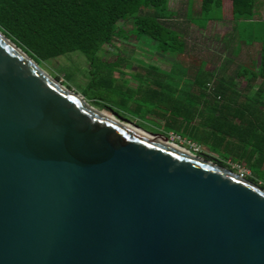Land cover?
I'll list each match as a JSON object with an SVG mask.
<instances>
[{"label":"water","instance_id":"obj_1","mask_svg":"<svg viewBox=\"0 0 264 264\" xmlns=\"http://www.w3.org/2000/svg\"><path fill=\"white\" fill-rule=\"evenodd\" d=\"M169 140L0 33V264H264V189Z\"/></svg>","mask_w":264,"mask_h":264},{"label":"trees","instance_id":"obj_2","mask_svg":"<svg viewBox=\"0 0 264 264\" xmlns=\"http://www.w3.org/2000/svg\"><path fill=\"white\" fill-rule=\"evenodd\" d=\"M167 2L0 0V33L42 68H48L59 56L82 54L88 62L89 81L81 93L97 107L104 104L92 92L101 94L113 85L103 67L108 65L116 72L115 65L98 56L103 45L120 35H133L138 41L154 40L158 53L172 55L174 63L185 67L182 74L188 78L187 83L181 82L182 87L173 90V84L160 81L153 68L141 69V74H137L141 79L155 78V89L149 85L143 90L139 85L137 89L143 100L164 109L161 115L151 113L163 121L160 134L171 133L203 144L209 153L220 158L216 162L224 169H230L226 160L249 170V181L264 182V37L245 40L237 28L240 21L251 20L256 0H201V14L210 9L228 10L232 23L228 35L220 38L224 47L229 48V56L213 68L189 51L192 45L187 42L189 30L185 25L191 24L188 11L182 20L168 10ZM222 19L223 16L204 18L203 28L210 20ZM129 20L133 21V28L126 32L119 23ZM254 48L256 60L252 58ZM242 53L244 61L240 58ZM66 76L72 80L71 73ZM168 91L172 96L167 95ZM260 187L264 189V183Z\"/></svg>","mask_w":264,"mask_h":264},{"label":"rangeland","instance_id":"obj_3","mask_svg":"<svg viewBox=\"0 0 264 264\" xmlns=\"http://www.w3.org/2000/svg\"><path fill=\"white\" fill-rule=\"evenodd\" d=\"M201 5V0H168L167 2L168 10L176 12L178 17L182 20L185 17L187 9V17L191 21V24L189 22L185 23L187 30H189L187 42L189 45H192L189 51L205 59L209 68H213L214 66L217 67L218 64L221 65L223 61L226 60V57L229 56L230 50L224 47V43L220 41V38L228 35L232 23L228 17L230 16L228 10L220 12L210 9L207 14L203 15L200 12ZM210 16H223V19L218 21L210 20L203 28V19H208ZM119 26L124 27L126 32L130 31L133 28V21L129 20L125 24L119 23ZM237 28L242 38L245 40H247V38L264 37V0H256L251 13V20L240 21L237 24ZM154 46V40H148V38H146L145 40L138 41V38L133 35L127 38L123 35L116 36L113 37L110 43L103 45L98 56L101 60L115 65L116 72L114 68L108 67V65L103 67V72L112 77L113 85L108 91H104L101 94L92 92L91 95H96L101 98L102 104H104L105 107H97L93 104V101L85 100L82 96L81 89L88 83L89 75L87 70L88 62L79 52L59 56L48 64V68L45 67L43 69L53 79L80 96L89 106H92L96 110L114 117L120 122L132 126H140L151 133H160L163 121L159 116H154L151 113L155 112L161 115L164 109L160 106H152L149 100H143L141 98V93L138 92L137 89L139 85H142V90L145 89L147 85H149L150 89H155L156 87L153 86L155 78L144 77V79H141L137 74L139 72L141 74V69L150 68L152 70L153 68L156 70V76L160 78V81L163 82V80H165L167 84H173V86H175L171 87L173 90H175L174 88H176V86L182 87V83H187L188 78L186 74L185 77H183L184 74H182V69L186 72L185 67L177 64V62L174 63L172 55L158 53ZM252 53V58L256 60L257 51H255V48L252 49ZM240 58L242 61L245 60L244 53L240 54ZM227 64L228 67L231 66L229 63ZM70 73L72 74V80H69L66 76ZM160 74L167 79H164ZM171 94V91L167 92V95ZM147 111H150V113L146 114ZM166 136L169 137V141L173 142V144H177L179 147L187 150L189 149L186 143L188 141L187 137H182V139L179 140L171 133L166 134ZM190 142L192 143V141ZM198 146L200 147L199 154L189 149L190 153L217 164L216 161L220 160V158L209 153L205 145L201 144ZM203 154L205 156H203ZM221 161L224 160L221 159ZM225 163L230 165L229 171L231 170V172L238 175L241 173L238 172L239 165H232L226 160ZM243 170L246 171L244 178L250 177L249 170L245 169V167H243ZM263 183L264 182L258 181L256 185L261 186Z\"/></svg>","mask_w":264,"mask_h":264},{"label":"built area","instance_id":"obj_4","mask_svg":"<svg viewBox=\"0 0 264 264\" xmlns=\"http://www.w3.org/2000/svg\"><path fill=\"white\" fill-rule=\"evenodd\" d=\"M171 138V137H170ZM176 138L177 139H179V140H181L182 138L181 137H179V136H176ZM187 143V145L189 146V149L190 150H192V151H194V153H198L199 154V151H200V147L197 145V144H195V143H191L189 140L186 142ZM188 149V150H189ZM189 150V151H190ZM237 166V165H236ZM238 172H241L239 175L241 176V177H244V174L246 173V171H244L243 170V167H239L238 166ZM249 172V171H248ZM250 173V172H249ZM246 176V175H245Z\"/></svg>","mask_w":264,"mask_h":264},{"label":"bare ground","instance_id":"obj_5","mask_svg":"<svg viewBox=\"0 0 264 264\" xmlns=\"http://www.w3.org/2000/svg\"><path fill=\"white\" fill-rule=\"evenodd\" d=\"M156 140H164L163 138H161V137H158V139H156ZM165 141V140H164ZM170 142V141H169ZM170 144H171V142H170ZM172 145H174L173 143H172ZM176 148H179L180 150H182L183 152H186V153H189V154H191L190 153V151H186L184 148H182V147H179V146H177V145H174Z\"/></svg>","mask_w":264,"mask_h":264},{"label":"crops","instance_id":"obj_6","mask_svg":"<svg viewBox=\"0 0 264 264\" xmlns=\"http://www.w3.org/2000/svg\"><path fill=\"white\" fill-rule=\"evenodd\" d=\"M187 10V9H186ZM208 23V22H207Z\"/></svg>","mask_w":264,"mask_h":264}]
</instances>
